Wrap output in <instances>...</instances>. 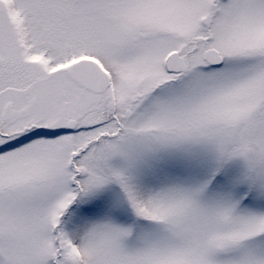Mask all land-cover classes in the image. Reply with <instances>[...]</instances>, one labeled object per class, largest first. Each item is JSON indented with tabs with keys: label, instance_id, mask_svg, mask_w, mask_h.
I'll return each mask as SVG.
<instances>
[{
	"label": "snow or ice",
	"instance_id": "obj_1",
	"mask_svg": "<svg viewBox=\"0 0 264 264\" xmlns=\"http://www.w3.org/2000/svg\"><path fill=\"white\" fill-rule=\"evenodd\" d=\"M0 264H264V0H0Z\"/></svg>",
	"mask_w": 264,
	"mask_h": 264
}]
</instances>
